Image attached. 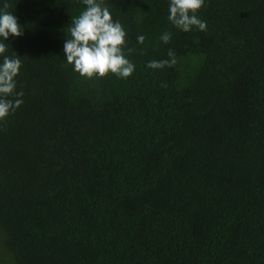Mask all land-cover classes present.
<instances>
[{
    "label": "trees",
    "instance_id": "1",
    "mask_svg": "<svg viewBox=\"0 0 264 264\" xmlns=\"http://www.w3.org/2000/svg\"><path fill=\"white\" fill-rule=\"evenodd\" d=\"M5 3L0 264H264V0H205L189 32L170 0H103L135 71L93 79L64 54L82 0Z\"/></svg>",
    "mask_w": 264,
    "mask_h": 264
},
{
    "label": "clouds",
    "instance_id": "2",
    "mask_svg": "<svg viewBox=\"0 0 264 264\" xmlns=\"http://www.w3.org/2000/svg\"><path fill=\"white\" fill-rule=\"evenodd\" d=\"M85 9L72 19L67 28V39L64 43L66 61L81 77L87 79L104 78L109 73L120 78H128L135 71V65L129 60L128 55L133 49L127 47V32L120 22L114 21L112 14L103 0H82ZM205 0H170L169 21L178 29L189 32L194 27L201 31L206 30L207 24L202 21L197 13L204 6ZM9 5L5 3L0 10V120L14 113L22 104L23 92H17L16 77L22 67L19 55L8 56L5 53L10 45L5 41L8 38H19L23 35V27L13 13L8 12ZM171 33L165 32L161 40L170 42ZM145 36L137 37V42L143 44ZM169 59L151 61L148 67L162 69L176 64L175 53L168 52Z\"/></svg>",
    "mask_w": 264,
    "mask_h": 264
}]
</instances>
